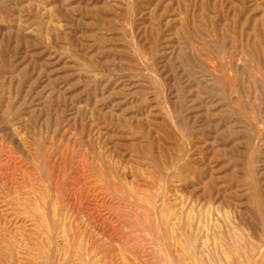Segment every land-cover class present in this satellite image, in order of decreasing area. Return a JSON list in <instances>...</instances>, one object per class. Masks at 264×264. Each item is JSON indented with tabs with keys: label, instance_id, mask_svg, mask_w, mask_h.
Here are the masks:
<instances>
[{
	"label": "rangeland",
	"instance_id": "374dc122",
	"mask_svg": "<svg viewBox=\"0 0 264 264\" xmlns=\"http://www.w3.org/2000/svg\"><path fill=\"white\" fill-rule=\"evenodd\" d=\"M0 264H264V0H0Z\"/></svg>",
	"mask_w": 264,
	"mask_h": 264
},
{
	"label": "bare ground",
	"instance_id": "6f19581e",
	"mask_svg": "<svg viewBox=\"0 0 264 264\" xmlns=\"http://www.w3.org/2000/svg\"><path fill=\"white\" fill-rule=\"evenodd\" d=\"M101 224V223H100Z\"/></svg>",
	"mask_w": 264,
	"mask_h": 264
}]
</instances>
